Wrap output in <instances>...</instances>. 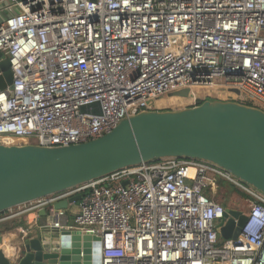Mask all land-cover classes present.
<instances>
[{"label":"built area","instance_id":"obj_1","mask_svg":"<svg viewBox=\"0 0 264 264\" xmlns=\"http://www.w3.org/2000/svg\"><path fill=\"white\" fill-rule=\"evenodd\" d=\"M0 53L13 77L0 92L4 145L96 140L185 89L189 98L168 104L196 107L226 92L264 106V0H0ZM93 104L101 116L81 112ZM220 179L251 199L235 240L220 235ZM78 195L73 226L60 212L50 227L100 239V264H264V195L206 161L122 169L0 223Z\"/></svg>","mask_w":264,"mask_h":264},{"label":"water","instance_id":"obj_2","mask_svg":"<svg viewBox=\"0 0 264 264\" xmlns=\"http://www.w3.org/2000/svg\"><path fill=\"white\" fill-rule=\"evenodd\" d=\"M12 78L9 60L0 53V92L12 85ZM189 94L185 89L170 96L187 99ZM81 112L102 115L99 104L82 107ZM166 158L213 163L264 195V110L206 100L196 107L142 112L111 133L79 145L0 144V216L122 169ZM81 199L78 195L46 205L47 212L43 208L39 216L54 222L53 213L67 212ZM245 223L242 210L227 208L219 224L221 238L237 239ZM47 232L38 230L34 236L25 231L10 255L0 247V264H100V239L73 229Z\"/></svg>","mask_w":264,"mask_h":264},{"label":"crops","instance_id":"obj_3","mask_svg":"<svg viewBox=\"0 0 264 264\" xmlns=\"http://www.w3.org/2000/svg\"><path fill=\"white\" fill-rule=\"evenodd\" d=\"M77 212V204L69 207L66 212L70 217L69 226H73V217ZM38 230L43 233H48L47 231L51 230L50 222L46 218H41L39 212H31L22 217L2 222L0 223V247L5 248L9 254L18 248L20 239L25 236V231L27 234L32 233L35 236Z\"/></svg>","mask_w":264,"mask_h":264},{"label":"rangeland","instance_id":"obj_4","mask_svg":"<svg viewBox=\"0 0 264 264\" xmlns=\"http://www.w3.org/2000/svg\"><path fill=\"white\" fill-rule=\"evenodd\" d=\"M217 96L221 97L222 100L229 99L227 98L228 94L225 93H213L212 99L215 100L214 98H217ZM170 94L162 96L159 98V100H156V104L158 107L161 109H179L176 108V105H170L168 102L172 101ZM176 101V100H175ZM232 191V187L230 185H226L222 189L218 190L217 195H216V200L218 203L225 204L228 208L231 209H241L242 211H245L246 213L248 212V206L243 202L242 196L238 195L237 193H229ZM228 192V193H227ZM15 213V211H13Z\"/></svg>","mask_w":264,"mask_h":264},{"label":"trees","instance_id":"obj_5","mask_svg":"<svg viewBox=\"0 0 264 264\" xmlns=\"http://www.w3.org/2000/svg\"><path fill=\"white\" fill-rule=\"evenodd\" d=\"M238 102H241V103H245L246 105H249V106H252V107H255V108H259V109H262V110H264V106L262 105V104H260L259 102H256V101H247V102H244V101H242V100H237ZM218 183H219V187H220V189H222L223 187H225L227 184L228 185H230L231 187H232V191L231 192H229L230 194L231 193H237L238 195H240V196H242V201L243 202H247V201H249V200H251L250 199V197L247 195V194H245L244 192H242L241 190H239V189H237L235 186H233L232 184H230V183H228L227 181H225V180H219L218 181ZM219 189V190H220ZM228 193V192H227ZM207 195H210L209 193H207ZM221 204V203H220ZM225 209H227L228 207L225 205V204H221ZM241 210V209H240ZM9 213H6V214H3V215H1L0 216V218H2V217H5V216H7Z\"/></svg>","mask_w":264,"mask_h":264},{"label":"flooded vegetation","instance_id":"obj_6","mask_svg":"<svg viewBox=\"0 0 264 264\" xmlns=\"http://www.w3.org/2000/svg\"><path fill=\"white\" fill-rule=\"evenodd\" d=\"M247 202H245V204H246ZM247 205V204H246ZM248 206V205H247Z\"/></svg>","mask_w":264,"mask_h":264}]
</instances>
